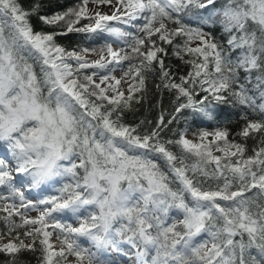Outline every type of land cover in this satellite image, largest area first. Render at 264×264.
Listing matches in <instances>:
<instances>
[{"label":"snow or ice","instance_id":"obj_1","mask_svg":"<svg viewBox=\"0 0 264 264\" xmlns=\"http://www.w3.org/2000/svg\"><path fill=\"white\" fill-rule=\"evenodd\" d=\"M89 3L111 6V14L90 11ZM42 8L40 0L28 8L0 0V145L11 156L0 160L5 264L37 251L39 264L69 257L114 264L110 251L134 255L136 264H264V0H80L51 14ZM32 16L53 31L34 30ZM70 33L125 46L69 50L56 38ZM166 45L190 66L178 82L165 65ZM157 69V87L180 101L176 114L189 109L213 121L215 105L247 109L236 135L258 141L253 155L226 128L194 133L195 141L187 128L163 139L177 115L167 123L161 115L144 133L125 124L123 112L140 102L137 93ZM57 178H70L59 195L34 203L21 190ZM63 213L78 226L63 223Z\"/></svg>","mask_w":264,"mask_h":264},{"label":"trees","instance_id":"obj_2","mask_svg":"<svg viewBox=\"0 0 264 264\" xmlns=\"http://www.w3.org/2000/svg\"><path fill=\"white\" fill-rule=\"evenodd\" d=\"M31 2L32 0H20V3L24 6V8H28ZM79 2L80 0H40V3L43 5L42 11L46 14L64 11L66 8L72 7ZM30 22L36 31H53V29L43 25L36 16H32ZM82 23H86V21H82ZM213 31L217 39H220L221 32L219 27L215 28ZM105 36L106 35L94 41H89L84 39L81 34L70 33L67 36H58L56 40L57 43L69 50L74 48L79 50L83 47L93 48L92 46L103 45L106 40ZM165 47L168 48V56L164 58L165 65L170 69L171 74L174 75L178 82L181 75L187 74V72L190 70V66L172 54V46L166 45ZM36 67L38 70L39 66L37 65ZM84 71L91 72L92 69H87ZM160 84L161 80L158 69L155 73L147 74L143 93H137V96H142V99L139 103H136L134 100L132 102L131 109L125 110L123 112V122L125 124L133 127L139 126L137 130L141 133H144L146 131H151L156 126L161 115H163L165 123H167V121L171 119L173 115H177L178 118L173 120V122L161 132L163 139H175L176 136L174 133H179L185 128H187L192 133H198L199 131L203 130L211 132L217 128H226L229 131V140L244 144L246 147L245 155H253V149L259 146L258 141L253 138L244 140L241 136L236 135L245 123V121L241 119V116L248 111L247 109H244L242 106L234 103L215 105L211 109L215 115V120L213 121L204 119L200 114L193 113L189 109H185L183 112L176 114L175 109L180 101H177L174 91H169L163 87L158 88L157 85ZM203 95L204 93L201 92L200 96L196 98L199 99ZM249 115L252 119H259L257 115L250 112ZM173 150L176 151L177 149L173 147ZM216 154L220 155V153ZM69 179L70 178H64L62 180V184L58 185L59 189L63 183L69 182ZM209 183H212L213 187H215V182L210 181ZM0 191L4 190L0 189ZM248 195L252 194L248 193ZM48 196H54V193H50ZM15 219L19 220L18 217ZM2 228L3 224L0 223V229ZM20 231L22 232L23 229H20ZM253 254H255V252H253ZM39 257V251L35 253L23 252L20 254L19 264H39ZM6 260L7 257L3 254H0V264H5Z\"/></svg>","mask_w":264,"mask_h":264},{"label":"rangeland","instance_id":"obj_3","mask_svg":"<svg viewBox=\"0 0 264 264\" xmlns=\"http://www.w3.org/2000/svg\"><path fill=\"white\" fill-rule=\"evenodd\" d=\"M114 2H115V0H113V3ZM88 8L90 11L99 10L101 12H105L108 14H111V11H112L111 6H108V5H101V6L97 7V5L89 3ZM112 23L114 26L124 27L122 25L116 24V22H112ZM105 39H106L105 42L112 43V46L114 49H119L120 47L125 46L123 44V42L115 41L112 37L105 36ZM101 46L102 45L92 46V47L99 49ZM87 58L90 60H96V59H99V56L98 55H90ZM126 64H127V62H125V65ZM112 74L114 76H116L117 78H120L122 75V72L120 70H117ZM122 88L125 90V94L127 95V91H126L127 85H122ZM187 138L190 140H194V141L196 139V137L194 136V133L190 132L189 130L187 133ZM209 139H211V137ZM0 160H4L6 162L11 160L10 153L7 151V149L3 145H0ZM13 183L16 184L17 187H20L18 181H13ZM59 184H62V180L57 178V180H54L51 182V185L43 186L42 189H35L32 191H26L24 188H21V190L25 192V196L28 199L32 200L35 203V202H38L40 199H44V198L49 197L48 195L50 193H54V195H59V192H58L59 191V186H58ZM41 207H43V206H41ZM28 215L32 218H35L39 215V212L38 211H31L28 213ZM58 215H59V217L63 223L72 224L73 226H78V224H79V222L76 220V218L74 216L71 215V213H63V214H58ZM202 238L207 239V237H205V236H203ZM6 242H7V239L0 240V244L6 243ZM53 242L58 243L55 240V235L53 236ZM82 243L84 244V246H90L86 240H82ZM124 247H125V251H126L127 246H124ZM106 258L111 260V261H114V264H136L135 256L134 255H127V254H125V252L117 253L114 251H110L107 254ZM67 264H75L74 258L69 257Z\"/></svg>","mask_w":264,"mask_h":264}]
</instances>
